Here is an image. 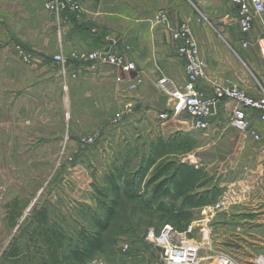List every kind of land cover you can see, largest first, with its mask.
<instances>
[{"label":"rangeland","instance_id":"rangeland-1","mask_svg":"<svg viewBox=\"0 0 264 264\" xmlns=\"http://www.w3.org/2000/svg\"><path fill=\"white\" fill-rule=\"evenodd\" d=\"M76 1L81 8L78 14L64 12L58 16L45 10V0H0V107L3 109L0 116V264L15 263L7 256L15 244H21L25 239L24 232L31 227L29 220L34 206L46 208L51 221L66 234L72 245L79 244L83 233L91 234L96 230L94 219H102L105 215V208L113 198L111 179L121 174L136 185L138 172L151 145L158 139L167 141L187 134L178 123L187 115L172 116L174 102L170 97V109L155 117H150L139 105L128 103L119 111L111 112V116L124 112L118 124H111L112 116L109 123L89 128V123L81 119L87 108L81 92L68 90L69 83L77 80L76 73L69 67L77 62L69 61V75L63 78L53 61L58 55L69 58L81 45L73 39L74 20L84 28V20H137V15L150 14L153 15L151 20H156L158 15L167 14L169 19L198 20L208 33L222 32L220 26L205 22L216 16L211 8L213 0ZM231 31L245 35L238 24ZM88 33L95 32L90 29ZM105 37L106 34H102L100 44L106 42ZM17 46L32 53L34 60L39 54H46L52 61L63 83L60 98L65 96L69 101L60 105L61 109L53 103L56 93L52 84L32 86L34 81L23 67L31 66L34 60L30 64L19 60L15 52ZM119 46L117 44L114 51L121 53ZM102 47L100 51L107 49L108 44ZM71 74L75 78L70 77ZM12 97L23 99L24 129L27 130L19 137L20 142L16 143L14 137L13 144L10 142L6 146L5 100ZM71 100L77 121L70 119L73 116ZM58 113L61 121L57 118ZM160 114H165V118H160ZM96 134L92 144H83V138ZM188 138L196 144L199 141L189 135ZM122 180L118 181L121 189ZM13 201L17 206L11 211L7 206ZM12 214L16 215L14 222L9 221ZM225 219L216 214L208 228L215 230L216 222L220 224ZM164 225L166 223L155 214L143 212L137 200L121 196L113 221L102 236V251L95 253L85 264H162L159 252L147 242L146 234L149 229L157 233ZM201 234L196 229L186 238L197 242L201 240ZM228 252L225 254L233 257L231 250Z\"/></svg>","mask_w":264,"mask_h":264},{"label":"crops","instance_id":"crops-1","mask_svg":"<svg viewBox=\"0 0 264 264\" xmlns=\"http://www.w3.org/2000/svg\"><path fill=\"white\" fill-rule=\"evenodd\" d=\"M211 8L216 16L205 22L222 28L217 35L208 33L198 20L170 18L174 27L179 23L190 25L201 58L207 65L205 78L198 83L199 90L212 95L216 88L232 85L244 90L250 97H260L264 94V59L254 43L264 36V16L255 18L250 32L239 36L231 31L237 24V11L231 0H213ZM152 16L137 15V20H84V28L74 20L73 39L81 44L76 53L100 51L103 44H107L105 41L100 44L102 34L111 35L118 40L121 51L129 48L128 56L136 67L135 73L122 75L124 84H117V72L106 66L91 67L77 62L69 67L71 72L76 73L77 80L69 83L68 90L81 92L82 101L87 106L81 119L89 123V128L109 123L113 116L111 112L119 111L128 103L139 105L150 117H155L172 105L171 99L158 91L157 80L166 77L179 87L184 85L185 65L177 55L178 44L171 39L165 26L153 24ZM90 29L96 34H89ZM243 42L248 45L243 47ZM23 68L34 81L32 86L52 84L56 93L53 103L59 108L69 102L65 96L60 98L63 83L46 54H39L31 66ZM136 80L140 84L131 90L129 84ZM69 105L73 114L70 119L77 121L75 111H72V100ZM230 106L227 102H219L217 114L205 131L193 129L188 117L178 122L186 135L201 141L197 144L193 141L190 151L181 155L180 161L201 169L213 179L212 186L220 190L215 203L225 195L233 201L226 211L213 213L215 203L193 209L198 219L188 226L192 232L196 229L200 232V228L208 226L216 214L226 218L220 224L216 222L215 230L208 228V239L201 234V240H190L199 246V264H215L217 258L229 254V250L235 259L247 263L264 256V123L258 113L251 112L253 130L259 136V140H255L248 132H239L229 126ZM4 111V136L8 146L10 142L13 144L14 137L17 138L16 143L20 142L19 137L24 136V130H27L24 129L23 99L7 98ZM2 113L0 107V116ZM57 118L62 120L60 113ZM236 221L239 223L235 224Z\"/></svg>","mask_w":264,"mask_h":264},{"label":"built area","instance_id":"built-area-1","mask_svg":"<svg viewBox=\"0 0 264 264\" xmlns=\"http://www.w3.org/2000/svg\"><path fill=\"white\" fill-rule=\"evenodd\" d=\"M231 2L237 11V24L240 32L242 34L249 33L253 20L264 16V0H231ZM44 7L49 13L58 16L64 12L76 15L81 9L76 0H45ZM153 24L163 25L169 30L171 39L178 44L177 55L185 65L186 81L183 86H177L166 77H161L156 82L158 90L174 102L172 116L176 118L185 114L191 120L193 129L205 131L210 127L211 120L217 114L219 102H227L231 104L228 116L229 126L239 132H248L255 140H259V136L253 130L250 115L251 112L258 113L260 121L264 123V94L258 98H253L244 90L232 85L218 87L212 95L201 92L198 83L205 78L207 65L201 58L190 25L179 23L174 27L171 25L167 14L158 15L156 20H153ZM105 40L108 48L102 51L74 52L69 58L62 55L55 56L53 61L60 76L68 77L67 64L69 61H74L89 64L91 67H109L117 72L115 82L124 84L125 79L122 75H130L136 72L135 64L128 56L129 48L118 53L114 51L118 40L113 36H106ZM254 44L260 57L264 59V36L256 40ZM242 45L246 47L248 43L243 42ZM15 52L17 58L26 64H30L34 60V55L20 46L16 47ZM70 77L75 78V75L71 74ZM139 84V80L131 82L129 84L130 89H136ZM124 115V112L116 113L111 119V124H118ZM165 116V114H160L159 117L165 118ZM96 137L97 134L83 138L82 142L83 144H92ZM232 203L230 196H222L213 205V213L226 211ZM190 232H192L191 227H187V230L182 233H177L169 224H166L157 233L153 229H149L146 240L159 252L162 264H199V246L186 238ZM200 232L205 239L209 238L207 225L201 227ZM215 264H264V256H258L250 263H244L230 255L222 254L217 258Z\"/></svg>","mask_w":264,"mask_h":264},{"label":"trees","instance_id":"trees-1","mask_svg":"<svg viewBox=\"0 0 264 264\" xmlns=\"http://www.w3.org/2000/svg\"><path fill=\"white\" fill-rule=\"evenodd\" d=\"M193 144L188 135L175 136L167 141L158 139L142 162L136 185L121 174L111 179L113 198L105 208L104 217L94 219L96 230L91 234L83 233L76 246L51 221L46 208L34 206L29 220L31 227L24 232L22 243L11 248L8 260L14 264H85L95 253L102 251V236L113 221L121 196L137 200L143 212L155 214L175 231H186L195 219L193 209L214 204L220 194V190L212 186L211 177L179 160ZM119 180L123 181L122 189ZM16 206L13 201L7 207L14 211ZM15 218L16 215L12 214L9 221L14 222Z\"/></svg>","mask_w":264,"mask_h":264}]
</instances>
